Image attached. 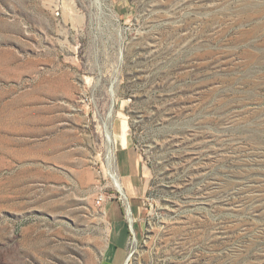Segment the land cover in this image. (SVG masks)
I'll return each instance as SVG.
<instances>
[{"label": "rangeland", "instance_id": "obj_1", "mask_svg": "<svg viewBox=\"0 0 264 264\" xmlns=\"http://www.w3.org/2000/svg\"><path fill=\"white\" fill-rule=\"evenodd\" d=\"M113 204L121 264H264V0H0V264H111Z\"/></svg>", "mask_w": 264, "mask_h": 264}, {"label": "crops", "instance_id": "obj_2", "mask_svg": "<svg viewBox=\"0 0 264 264\" xmlns=\"http://www.w3.org/2000/svg\"><path fill=\"white\" fill-rule=\"evenodd\" d=\"M121 147L125 152L129 148V146H118ZM128 158V155H127ZM140 171V164L137 163L132 170H124V177L127 178V184L129 188L134 183L133 179L135 175ZM107 205V204H106ZM108 215L111 219V251H110V263L111 264H121L123 261V254L120 252H123L125 249V226L123 223V219L121 218L120 213L118 212L117 207L115 204L111 205L109 208Z\"/></svg>", "mask_w": 264, "mask_h": 264}, {"label": "bare ground", "instance_id": "obj_3", "mask_svg": "<svg viewBox=\"0 0 264 264\" xmlns=\"http://www.w3.org/2000/svg\"><path fill=\"white\" fill-rule=\"evenodd\" d=\"M104 132H105L106 141H107V144H106L107 145V160L106 161H107V166H108V173H109V176L114 186L121 193L123 198L126 200L128 217H129L130 223L133 225L134 219H133L132 209L129 204V200L125 192V189L123 187L122 180L118 174L117 167L115 165L114 151H115L116 141H115L113 133L111 132L108 124H105Z\"/></svg>", "mask_w": 264, "mask_h": 264}, {"label": "built area", "instance_id": "obj_4", "mask_svg": "<svg viewBox=\"0 0 264 264\" xmlns=\"http://www.w3.org/2000/svg\"><path fill=\"white\" fill-rule=\"evenodd\" d=\"M106 200H107V197L105 195H99L96 200L97 205L102 206L106 202Z\"/></svg>", "mask_w": 264, "mask_h": 264}, {"label": "water", "instance_id": "obj_5", "mask_svg": "<svg viewBox=\"0 0 264 264\" xmlns=\"http://www.w3.org/2000/svg\"><path fill=\"white\" fill-rule=\"evenodd\" d=\"M114 101H113V107H112V111H114ZM131 226H133L132 224H131ZM131 228H133V227H131Z\"/></svg>", "mask_w": 264, "mask_h": 264}]
</instances>
